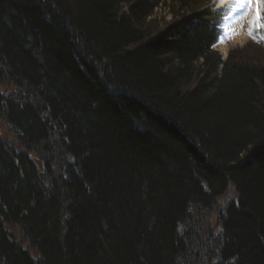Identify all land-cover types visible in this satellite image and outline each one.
Segmentation results:
<instances>
[{"label":"trees","instance_id":"1","mask_svg":"<svg viewBox=\"0 0 264 264\" xmlns=\"http://www.w3.org/2000/svg\"><path fill=\"white\" fill-rule=\"evenodd\" d=\"M232 3L0 0V264H264V20L222 60Z\"/></svg>","mask_w":264,"mask_h":264},{"label":"rangeland","instance_id":"2","mask_svg":"<svg viewBox=\"0 0 264 264\" xmlns=\"http://www.w3.org/2000/svg\"><path fill=\"white\" fill-rule=\"evenodd\" d=\"M260 4V0H250L249 2V6L246 10L247 15H245L242 18L241 23V27L243 28V33L241 31H238L233 29V31L231 29L226 30V32H224L222 34V37L220 39V42L215 46L216 49L220 52L222 58L224 56L223 52L220 50L222 44H225L227 46L226 50L229 49L230 47L234 46V45H240L243 44L245 42V40L247 39V31L249 30V28L251 27V21L255 18L256 14H257V9L259 7ZM170 12L168 11L167 7H157L155 9L154 15L153 17H156L158 19V25L161 26L163 23H165V21H168L171 19L170 17ZM6 135L7 138L12 142H15L13 135H11L9 133V131L6 129V127L4 126V124L1 123L0 121V135ZM230 194L233 195V193L229 192ZM11 231L14 235V238L20 242L23 241V246L25 247V242L24 240H22L23 238L19 235V232L17 229L15 228H11Z\"/></svg>","mask_w":264,"mask_h":264},{"label":"bare ground","instance_id":"3","mask_svg":"<svg viewBox=\"0 0 264 264\" xmlns=\"http://www.w3.org/2000/svg\"><path fill=\"white\" fill-rule=\"evenodd\" d=\"M244 13H246V10L244 8L235 6L232 13L226 17L227 19H225V22H224L225 27L231 29L232 31H233V29H235V30L238 29V31H241L243 33V28L241 27L240 22L242 21ZM170 15H171V12H170ZM170 17L172 18V15ZM226 48H227V46L225 44H222V46L220 48V50L223 52L224 55L227 52ZM244 155H247V153H244L243 156Z\"/></svg>","mask_w":264,"mask_h":264},{"label":"snow or ice","instance_id":"4","mask_svg":"<svg viewBox=\"0 0 264 264\" xmlns=\"http://www.w3.org/2000/svg\"><path fill=\"white\" fill-rule=\"evenodd\" d=\"M260 3L262 6H264V0H260ZM248 6H249V0H237L236 7H241V8H244L246 10L248 8ZM260 20H264V15H261L258 13L257 17L250 22L252 27L249 28V35L254 36L255 26ZM260 26L262 28H264V23H262Z\"/></svg>","mask_w":264,"mask_h":264}]
</instances>
